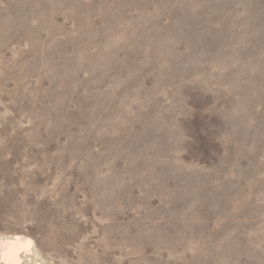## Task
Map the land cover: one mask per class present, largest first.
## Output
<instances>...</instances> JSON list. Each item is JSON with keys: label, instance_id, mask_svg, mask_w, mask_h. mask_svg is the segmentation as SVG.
Instances as JSON below:
<instances>
[{"label": "rangeland", "instance_id": "obj_1", "mask_svg": "<svg viewBox=\"0 0 264 264\" xmlns=\"http://www.w3.org/2000/svg\"><path fill=\"white\" fill-rule=\"evenodd\" d=\"M15 235L26 264H264V0H0Z\"/></svg>", "mask_w": 264, "mask_h": 264}, {"label": "bare ground", "instance_id": "obj_2", "mask_svg": "<svg viewBox=\"0 0 264 264\" xmlns=\"http://www.w3.org/2000/svg\"><path fill=\"white\" fill-rule=\"evenodd\" d=\"M33 249L34 240L31 236L15 235L12 239L0 238V264H26L24 257L32 254Z\"/></svg>", "mask_w": 264, "mask_h": 264}]
</instances>
